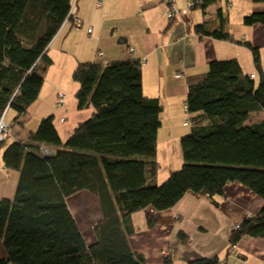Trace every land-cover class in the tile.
<instances>
[{"label":"trees","instance_id":"obj_1","mask_svg":"<svg viewBox=\"0 0 264 264\" xmlns=\"http://www.w3.org/2000/svg\"><path fill=\"white\" fill-rule=\"evenodd\" d=\"M218 0H194L204 13ZM264 2V0H254ZM72 0H0V118L26 121L53 64L49 45L66 20H73ZM216 26H196L199 34L248 46L261 68L258 47L231 33L222 7ZM246 25L264 24V7L246 14ZM78 108L91 107L62 140L55 115L42 118L22 144L23 163L11 203H0V237L6 256L0 264H146L133 250L131 215L173 207L188 191L210 199L233 181L264 201V76L245 73L233 59L212 60L187 78L186 107L190 133L181 137L183 164L158 184V133L163 105L143 90L138 58L83 61L73 72ZM9 111L14 117L8 121ZM187 123V122H186ZM187 123V124H188ZM43 145L55 147L45 154ZM62 146V147H61ZM80 191L95 195L102 216L88 243L68 199ZM147 211L150 227L156 217ZM183 244L189 234L180 229ZM244 237H264V203L235 223L227 256ZM164 264H225L217 255L183 263L174 250Z\"/></svg>","mask_w":264,"mask_h":264},{"label":"crops","instance_id":"obj_2","mask_svg":"<svg viewBox=\"0 0 264 264\" xmlns=\"http://www.w3.org/2000/svg\"><path fill=\"white\" fill-rule=\"evenodd\" d=\"M193 2L76 0L72 11L75 17L81 19V26H75L74 19L66 20L54 36L49 45L53 64L46 74L38 99L30 106L24 124H12L7 137L0 144V203H11L14 199L23 163L22 144L26 143L29 133L38 127L42 118L55 115V124L62 140H65L79 122L91 115L92 108H78L75 97L78 85L73 79V72L80 62H108L130 57L141 60L143 90L149 96L159 97L163 105L158 133V160L160 146L164 148V144H160L164 119L174 117L175 101H183L186 106L189 75L203 72L212 60L235 58L242 70L253 74L256 80L264 76V24L246 25L243 22L246 14L263 9L264 2L218 0L205 13L193 8ZM173 7L178 12L174 18H169L168 13ZM219 7L223 8L225 17L229 19L228 26L232 24L231 33L237 39L250 41L259 48L261 68L256 65L248 46L197 32L196 26L206 20L212 28L216 26V10ZM234 10L240 13V20L235 23L232 21ZM89 28H92L91 32ZM62 92H66L68 98L63 105H58ZM13 117L14 113L9 111L8 121ZM61 118H65V121L61 122ZM46 146L51 152L55 149L51 145H43L42 148ZM216 199L219 204L214 205L207 197L188 191L169 209H147L158 221L153 227L148 225L146 210L132 213L134 232L129 240L133 250L145 256L146 264H164L165 253L171 250H174L178 263L217 255L225 264H264V237L242 238L236 252L227 256L231 228L248 214L258 212L263 199L238 181L230 182L224 194ZM68 204L86 241L93 242V224L102 216L98 198L88 191H80L68 199ZM212 213L216 214L217 222L211 219ZM189 223L192 228H188ZM221 226V237H199L200 241L198 237H192L187 244H183L178 237L180 229L190 237L189 229L207 235L218 233ZM5 256L6 250L0 237V259Z\"/></svg>","mask_w":264,"mask_h":264},{"label":"rangeland","instance_id":"obj_3","mask_svg":"<svg viewBox=\"0 0 264 264\" xmlns=\"http://www.w3.org/2000/svg\"><path fill=\"white\" fill-rule=\"evenodd\" d=\"M239 14L240 13L238 12L236 13L235 10L232 12V21L234 23L236 22V20H240ZM228 24H229V21H228ZM231 25L230 27L228 26L229 30L231 29ZM62 93H66V92H62ZM67 98H68V95H66L65 101L67 100ZM172 100H175V99H172ZM57 106H56V109L58 112L59 106L58 107ZM183 107H184L183 101L182 102L180 101V103L175 101L173 105V108H175L174 117L172 116L169 119L165 118L163 122L164 125L160 132V144H164L163 145L164 148H162V145L160 146V159L159 160L157 159L159 162V168H158V173H157L158 184H161L162 182H164L169 177L170 173L173 170L180 169L184 162L180 140L183 135L189 134L191 129L188 123L190 115L188 113L187 107L186 106L184 108ZM184 122H187L188 125H186L187 123L184 124ZM42 150L45 154L51 153L50 149L47 148V146L42 148ZM178 162H180V165L178 164ZM169 166H172L173 168L171 169ZM83 212L85 213V211ZM211 219L217 222L216 214L212 213ZM195 226H198V224H196ZM192 227L193 226L191 225V223H189L188 228H192ZM189 230L191 232L190 239L192 237H198L199 241H200L199 237H221V234L223 232L222 226L219 228L218 233L216 234L211 233L207 235H202V234L194 233L193 229H189ZM195 244L197 243L195 242Z\"/></svg>","mask_w":264,"mask_h":264},{"label":"built area","instance_id":"obj_4","mask_svg":"<svg viewBox=\"0 0 264 264\" xmlns=\"http://www.w3.org/2000/svg\"><path fill=\"white\" fill-rule=\"evenodd\" d=\"M76 0H72V8L75 5ZM98 5L100 4V1H98L97 3ZM177 9L175 7H173L169 13H168V17L169 18H174L175 15L177 14ZM82 21L81 19H79L78 17H74V25L75 26H81ZM89 31H92V28H89ZM179 76V75H178ZM252 76H254L252 74ZM66 99V93H60L59 95V100H58V105H63ZM65 118H61V122H64ZM9 124L5 119V114L0 118V144L5 140V138L7 137L8 133H9ZM233 252H236V247L233 248ZM170 254L169 251H167L165 253V255Z\"/></svg>","mask_w":264,"mask_h":264}]
</instances>
